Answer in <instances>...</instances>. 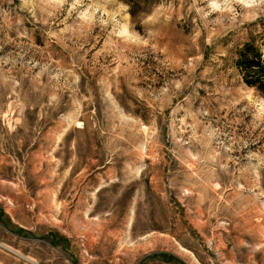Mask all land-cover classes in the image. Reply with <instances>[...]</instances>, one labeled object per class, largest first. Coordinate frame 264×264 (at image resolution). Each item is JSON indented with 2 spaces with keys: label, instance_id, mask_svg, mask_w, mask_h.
<instances>
[{
  "label": "rangeland",
  "instance_id": "obj_1",
  "mask_svg": "<svg viewBox=\"0 0 264 264\" xmlns=\"http://www.w3.org/2000/svg\"><path fill=\"white\" fill-rule=\"evenodd\" d=\"M264 0H0V264H264Z\"/></svg>",
  "mask_w": 264,
  "mask_h": 264
},
{
  "label": "trees",
  "instance_id": "obj_2",
  "mask_svg": "<svg viewBox=\"0 0 264 264\" xmlns=\"http://www.w3.org/2000/svg\"><path fill=\"white\" fill-rule=\"evenodd\" d=\"M244 82L264 92V60L262 50L254 42H245L236 57Z\"/></svg>",
  "mask_w": 264,
  "mask_h": 264
}]
</instances>
